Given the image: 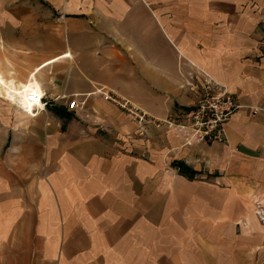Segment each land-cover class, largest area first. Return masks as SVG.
<instances>
[{"label":"crops","instance_id":"obj_1","mask_svg":"<svg viewBox=\"0 0 264 264\" xmlns=\"http://www.w3.org/2000/svg\"><path fill=\"white\" fill-rule=\"evenodd\" d=\"M0 3V69L36 78L47 121L0 159V264H264V0ZM193 65L240 105L224 142L138 135L94 92L163 118L196 100Z\"/></svg>","mask_w":264,"mask_h":264},{"label":"built area","instance_id":"obj_2","mask_svg":"<svg viewBox=\"0 0 264 264\" xmlns=\"http://www.w3.org/2000/svg\"><path fill=\"white\" fill-rule=\"evenodd\" d=\"M196 69L195 74H190L186 84L191 90H197V98L190 106L178 110L177 114L169 113L163 118H155L143 109L131 104L130 101L120 98L112 91H106L102 87L96 88L94 92L100 94L104 99L109 100L123 109L129 117L138 123V135L144 136L148 127H160L164 125L168 129H185L189 136L185 141L191 144L192 141L200 143H213L226 141V122L233 112L240 106L233 93L223 84L217 82L213 76L205 69L193 65ZM194 75L199 76L200 81H193ZM32 99L35 93L29 94ZM33 95V96H32ZM42 99L43 108L46 104ZM84 101L76 102L74 98L67 102V108L74 110L82 105ZM251 112L257 113L264 111V102L257 106H252ZM40 109L39 111H41ZM37 108L34 112H39Z\"/></svg>","mask_w":264,"mask_h":264},{"label":"rangeland","instance_id":"obj_3","mask_svg":"<svg viewBox=\"0 0 264 264\" xmlns=\"http://www.w3.org/2000/svg\"><path fill=\"white\" fill-rule=\"evenodd\" d=\"M1 1L2 0H0V2ZM7 54H8V50L5 49V47H3L2 43L0 42V55L7 57ZM5 61H8V59H5ZM6 64L10 66L9 61L8 63L6 62ZM0 66H1V63H0ZM4 70L6 72L7 71L13 72L12 68H7ZM0 71L2 70L0 69ZM71 111H74V110H71ZM61 116H63V113L61 114ZM77 119L79 120V117ZM50 120L51 119H49L48 122H50ZM40 122L45 124V122L47 121L46 119H43V117L39 115V113L36 115L26 114L21 109H19L16 105L10 104L5 100L0 99V159L5 156L7 146L9 145L10 141L13 139V134L15 132L12 131L13 129H11V127L19 126L18 128L26 129L27 127H29V125H38V123ZM22 135L24 134L22 133ZM256 215L259 217V219L264 220V211H258Z\"/></svg>","mask_w":264,"mask_h":264},{"label":"bare ground","instance_id":"obj_4","mask_svg":"<svg viewBox=\"0 0 264 264\" xmlns=\"http://www.w3.org/2000/svg\"><path fill=\"white\" fill-rule=\"evenodd\" d=\"M10 74L13 76L12 72ZM11 75L5 76L0 71V99L16 105L24 113H30V115L35 114V108L38 110L43 109V102L40 98L43 97L44 92L36 78L31 75L26 83L21 85L22 83L19 84ZM31 93L36 95H32V99L29 98Z\"/></svg>","mask_w":264,"mask_h":264},{"label":"trees","instance_id":"obj_5","mask_svg":"<svg viewBox=\"0 0 264 264\" xmlns=\"http://www.w3.org/2000/svg\"><path fill=\"white\" fill-rule=\"evenodd\" d=\"M64 112V111H63ZM178 164V170L180 171V172H185L186 173V170H185V168L183 167V165L181 164V163H177ZM190 173H189V176H192V172L191 171H189Z\"/></svg>","mask_w":264,"mask_h":264}]
</instances>
